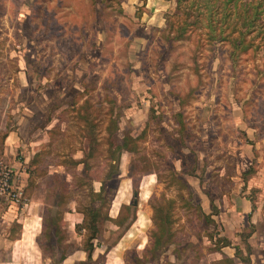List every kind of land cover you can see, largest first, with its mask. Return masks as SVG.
<instances>
[{
	"label": "rangeland",
	"instance_id": "rangeland-1",
	"mask_svg": "<svg viewBox=\"0 0 264 264\" xmlns=\"http://www.w3.org/2000/svg\"><path fill=\"white\" fill-rule=\"evenodd\" d=\"M192 1L0 0V171L19 194L6 218L0 192V264L85 249L91 207L93 255L73 264H264V29L239 24L238 0L219 33ZM232 205L251 211L225 226Z\"/></svg>",
	"mask_w": 264,
	"mask_h": 264
},
{
	"label": "crops",
	"instance_id": "crops-1",
	"mask_svg": "<svg viewBox=\"0 0 264 264\" xmlns=\"http://www.w3.org/2000/svg\"><path fill=\"white\" fill-rule=\"evenodd\" d=\"M130 1V0H128ZM135 1V0H132ZM153 1V0H152ZM143 3H147V0L143 1ZM10 131L7 132V135L5 136V140L3 143H9L8 141V137L10 136ZM14 140V139H13ZM14 142V141H13ZM25 162L27 161V159L24 160ZM42 200L39 199H34L29 205H28V211L25 214V218L29 221H34L35 224V232L31 233L30 236V240L35 241L36 242V238H37V234L38 232H40L39 230H41V224L43 222L44 219V213H42V210L44 208ZM15 203L13 202L12 204L9 205L8 209L5 210V216L6 218L10 215H13L14 210H15ZM52 206V205H51ZM206 211V210H205ZM251 211V208L248 209L247 206L243 205L242 208L237 207L236 205H232L229 206L226 210H222L223 214L221 215V221L225 226L229 225V222H234L237 223L239 222V219L242 218L243 216H248V213ZM20 213H23V209H21V211H19ZM225 213V214H224ZM62 219L65 222V225L61 224L60 227L61 228H67V236L64 240L65 243L71 242L72 240H75V242H79V237L74 235L73 233H76V224L80 223L82 220V213L77 211L75 206H70V209L65 210L64 215L62 217ZM50 232L53 231V229H49ZM22 232H20V234L18 236H14V237H10L6 239H8L10 241L11 244V250L10 253L8 255V259L7 261L11 262L12 260L14 261L15 258L13 257V248H15V244H21L25 246V240L24 238V231L21 230ZM33 234V235H32ZM37 243V242H36ZM235 249H237V247H235ZM223 250V247H222ZM79 251H81V253H79ZM236 251V250H235ZM84 253V254H83ZM91 255H93V250L91 252ZM223 256L225 257H230V258H234V263H236V259H239V256L237 255V253L235 252H228L226 254L222 253ZM236 255V256H235ZM89 256V251L85 250L83 248H75L74 250H71L69 252V250H66V253L64 256H59V262L55 263V264H73V262L75 260H84L85 258H87ZM72 260H70L69 262H67L66 260H68L69 258ZM21 259V257L18 255L16 257V260ZM8 264V263H7Z\"/></svg>",
	"mask_w": 264,
	"mask_h": 264
},
{
	"label": "trees",
	"instance_id": "trees-1",
	"mask_svg": "<svg viewBox=\"0 0 264 264\" xmlns=\"http://www.w3.org/2000/svg\"><path fill=\"white\" fill-rule=\"evenodd\" d=\"M145 1V0H142ZM205 1H209V0H204L202 5H205L206 10H207V14L203 17L206 18V20H208V25L210 27L213 28V26H216V28H218V32L222 33L224 30V22L229 23V16H230V12H231V5L234 4L237 5L238 4V0H220V4L216 5L217 8L221 9V13H220V17L217 20L212 21L210 18L211 16H213L215 14V11L213 10V5H211L210 3H206ZM211 1V0H210ZM209 1V2H210ZM217 1V0H215ZM213 1V2H215ZM177 5L181 2V0H176ZM191 3H194L191 0ZM216 4V3H215ZM216 6L214 8H216ZM201 12V11H200ZM210 16V18H209ZM236 18H239V21L241 25H246L247 28L250 29V26L252 24H255L254 26L256 27L257 32H260L262 29H264V0H239V11L235 12L234 15ZM201 17V20H203ZM201 20H197V21H201ZM219 20V21H218ZM222 21V22H221ZM224 21V22H223ZM185 24V23H184ZM214 29V28H213ZM211 30V28H210ZM181 32V31H180ZM242 33H244V31H240L239 29V41L237 43H241V48L242 50L245 49L247 46H245V44L250 45V40L245 41L244 38H242ZM209 35L214 36L216 34L213 35V33H209ZM227 35H220L218 36V38L224 39ZM244 46H243V44ZM243 46V47H242ZM7 133H4V136H6ZM104 190V186H101V191ZM102 192L97 193V195L100 197ZM100 199H102V197H100ZM81 212L83 213V226L85 228H88L90 230L89 234L87 235V246H85L84 248L87 250H91L93 243H92V239L96 236L97 232H98V225H97V221L99 220L100 217V212L99 209L96 207H91V210H84L82 209ZM106 218V217H104ZM80 223L76 224V229L78 230V226ZM238 255V253H237ZM89 257H91V253L89 252ZM240 257V256H239ZM137 261L139 260V257H136Z\"/></svg>",
	"mask_w": 264,
	"mask_h": 264
},
{
	"label": "built area",
	"instance_id": "built-area-1",
	"mask_svg": "<svg viewBox=\"0 0 264 264\" xmlns=\"http://www.w3.org/2000/svg\"><path fill=\"white\" fill-rule=\"evenodd\" d=\"M2 172L1 175V181H0V192L7 191L9 194H11L12 201L18 202L19 201V194L17 192L12 191L9 189L10 187V180H9V173L8 171H0Z\"/></svg>",
	"mask_w": 264,
	"mask_h": 264
}]
</instances>
